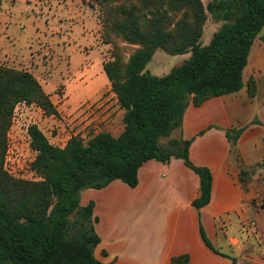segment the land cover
<instances>
[{"label": "trees", "instance_id": "obj_1", "mask_svg": "<svg viewBox=\"0 0 264 264\" xmlns=\"http://www.w3.org/2000/svg\"><path fill=\"white\" fill-rule=\"evenodd\" d=\"M93 1L101 10L103 42L113 47L103 68L125 110L124 130L119 136L102 131L88 142L73 136L58 147L32 125L28 134L37 154L31 170L38 179L14 176L5 165L18 105H36L48 116L59 112L34 74L0 64V264H100L93 203L82 206V192L117 180L135 188L149 160L182 159L200 178L194 206L211 201L212 174L191 162V141L171 140L170 149L159 141L181 126L190 102L200 106L243 87L251 49L264 27V0H213L206 6L202 0ZM208 13L222 25L203 45ZM119 42L137 47L128 60ZM158 49L191 56L159 77L147 70ZM248 84L256 95L255 80ZM239 133L228 136L235 140ZM201 234L217 252L202 228ZM172 264H189V256L174 257Z\"/></svg>", "mask_w": 264, "mask_h": 264}, {"label": "crops", "instance_id": "obj_2", "mask_svg": "<svg viewBox=\"0 0 264 264\" xmlns=\"http://www.w3.org/2000/svg\"><path fill=\"white\" fill-rule=\"evenodd\" d=\"M263 37L260 33L251 49L243 87L200 106L190 102L181 126L159 141L166 149L172 148L171 140L191 141V162L210 169L213 178L207 206H194L200 178L177 158L145 162L135 188L117 180L82 192L81 205L93 203V226L101 240L94 255L100 264H172L181 255L189 256V264H235L233 259L264 264ZM183 56L179 65L189 59ZM250 79L257 84L254 96ZM113 96L119 112L114 116L103 105L102 120L111 125L105 132L119 136L125 110ZM119 118L121 129L115 134ZM237 131L235 140L229 138ZM201 228L218 253L206 245Z\"/></svg>", "mask_w": 264, "mask_h": 264}, {"label": "rangeland", "instance_id": "obj_3", "mask_svg": "<svg viewBox=\"0 0 264 264\" xmlns=\"http://www.w3.org/2000/svg\"><path fill=\"white\" fill-rule=\"evenodd\" d=\"M202 1L206 6L213 0ZM100 17L93 0H0V64L34 74L59 112L48 116L35 106L17 108L6 162L15 176L38 178L31 170L37 153L31 148L30 126H38L54 145L64 146L73 136L88 142L111 126L102 120L103 105L117 116L119 109L103 68L112 58L113 47L103 42ZM221 25L208 13L203 45L209 44ZM119 45L126 60L137 48ZM183 60V55L158 49L147 70L164 76ZM121 124L116 119L115 134Z\"/></svg>", "mask_w": 264, "mask_h": 264}, {"label": "built area", "instance_id": "obj_4", "mask_svg": "<svg viewBox=\"0 0 264 264\" xmlns=\"http://www.w3.org/2000/svg\"><path fill=\"white\" fill-rule=\"evenodd\" d=\"M20 105H23V106H35V107H38V106H36V105H27L26 103H21V104H19L18 105V107L20 106ZM17 107V108H18ZM39 108V107H38ZM41 109V108H40ZM17 110V109H16ZM8 154H9V151H8ZM6 162H7V160H6ZM5 167H6V170L7 171H9L8 169H7V163H6V165H5ZM10 172V171H9ZM33 172V171H32ZM11 173V172H10ZM34 173V172H33ZM11 174H13V173H11ZM35 174V173H34ZM14 175V174H13ZM36 175V174H35ZM15 176V175H14ZM37 176V175H36ZM17 177V176H16ZM20 178V177H19ZM25 179V178H24ZM38 179V178H37ZM37 179H35V180H37Z\"/></svg>", "mask_w": 264, "mask_h": 264}]
</instances>
